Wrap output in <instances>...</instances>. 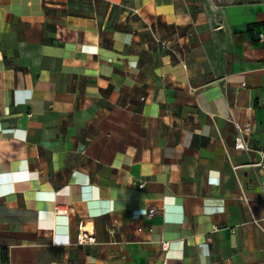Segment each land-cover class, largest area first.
Here are the masks:
<instances>
[{
    "label": "crops",
    "instance_id": "0c3cea01",
    "mask_svg": "<svg viewBox=\"0 0 264 264\" xmlns=\"http://www.w3.org/2000/svg\"><path fill=\"white\" fill-rule=\"evenodd\" d=\"M258 31L264 0H0V264L264 262Z\"/></svg>",
    "mask_w": 264,
    "mask_h": 264
},
{
    "label": "built area",
    "instance_id": "2783aa9c",
    "mask_svg": "<svg viewBox=\"0 0 264 264\" xmlns=\"http://www.w3.org/2000/svg\"><path fill=\"white\" fill-rule=\"evenodd\" d=\"M256 36L259 40H264V33L258 31L256 33ZM156 41L159 42L158 40ZM235 125L237 128V132L234 137V148L246 149L247 148L246 136H248V134L250 133L251 126L249 123H243V124L235 123ZM258 154H259V160L257 164L262 169H264V147L258 150ZM260 189L262 193V198H264V183L261 184ZM156 211L157 209L155 207H149L146 210V214L147 216H152ZM53 213L55 215H66L68 214V206L65 204L57 203L53 206ZM94 241H95V238L93 234H89L86 230L82 228V225L79 224L77 234H76V242L77 243H83V242L90 243ZM165 244L166 242L162 243V245H165ZM1 264H12V263L9 260H6V261L1 262ZM244 264H264V262H245Z\"/></svg>",
    "mask_w": 264,
    "mask_h": 264
},
{
    "label": "rangeland",
    "instance_id": "374dc122",
    "mask_svg": "<svg viewBox=\"0 0 264 264\" xmlns=\"http://www.w3.org/2000/svg\"><path fill=\"white\" fill-rule=\"evenodd\" d=\"M202 5H213V6H223L227 4L242 2L244 0H199ZM250 1V0H247Z\"/></svg>",
    "mask_w": 264,
    "mask_h": 264
}]
</instances>
